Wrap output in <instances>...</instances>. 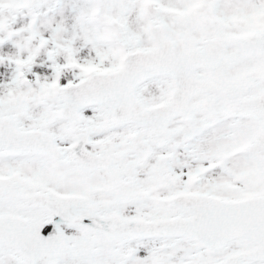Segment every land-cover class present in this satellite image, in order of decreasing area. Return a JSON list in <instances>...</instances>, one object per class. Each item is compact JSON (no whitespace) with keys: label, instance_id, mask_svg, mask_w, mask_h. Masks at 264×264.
I'll use <instances>...</instances> for the list:
<instances>
[{"label":"snow or ice","instance_id":"1","mask_svg":"<svg viewBox=\"0 0 264 264\" xmlns=\"http://www.w3.org/2000/svg\"><path fill=\"white\" fill-rule=\"evenodd\" d=\"M41 7L0 0V264H264V0Z\"/></svg>","mask_w":264,"mask_h":264},{"label":"rangeland","instance_id":"2","mask_svg":"<svg viewBox=\"0 0 264 264\" xmlns=\"http://www.w3.org/2000/svg\"><path fill=\"white\" fill-rule=\"evenodd\" d=\"M59 3V7H57L56 3L53 0H42V7L39 10L40 15L38 16L37 20V26L40 28V31L43 32L45 38H48L50 35V32L48 31V25L46 21H51L52 26L54 27L57 23H59L61 20L65 21V26L68 29L65 38H70L72 33V12H71V5L73 3L79 4L82 2V0H56ZM29 17L27 15L21 16L17 18V22L15 24V27L19 28L24 26L28 21ZM90 27L92 28H99L100 34H101V40L102 42H111V41H105V35H109L110 33H114L118 37V31L113 28L110 23L107 21V19L104 20H97L93 18L90 21ZM113 42V41H112ZM50 47V46H49ZM74 47L77 49H80L78 52V57L83 60L87 58V56L83 55L85 52L88 54V56H94V53L90 51V48L83 45L82 40H76L74 42ZM122 51V48H121ZM17 53V49L11 44V42H5L4 45H0V56L5 55H15ZM47 50L45 48L40 49V55L36 58V61L33 66V72L39 71L41 76H48L49 80L52 76V68H51V62L47 60ZM58 63H63L62 57H57ZM43 65V67H41ZM14 65L9 66L7 61L3 65H0V91L4 90V86L8 84L12 77V71H13ZM29 79H34V77L31 75V73L28 74ZM68 78L71 79V74L68 75ZM61 84H64L66 81L62 77ZM68 234L73 233L74 230H66ZM138 255L144 256L146 255V252L141 250Z\"/></svg>","mask_w":264,"mask_h":264},{"label":"water","instance_id":"3","mask_svg":"<svg viewBox=\"0 0 264 264\" xmlns=\"http://www.w3.org/2000/svg\"><path fill=\"white\" fill-rule=\"evenodd\" d=\"M51 231L50 227H46L45 229L42 230V235L47 236L49 234V232Z\"/></svg>","mask_w":264,"mask_h":264}]
</instances>
